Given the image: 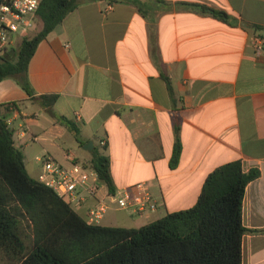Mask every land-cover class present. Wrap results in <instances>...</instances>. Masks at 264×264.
Returning a JSON list of instances; mask_svg holds the SVG:
<instances>
[{"label": "crops", "instance_id": "obj_1", "mask_svg": "<svg viewBox=\"0 0 264 264\" xmlns=\"http://www.w3.org/2000/svg\"><path fill=\"white\" fill-rule=\"evenodd\" d=\"M29 79L36 95L59 96L51 111L12 79L0 82V105L33 178L46 154L89 165L96 149L110 158L116 192L146 183L159 203L150 217L131 215L100 182L96 198L73 208L85 220L98 201L111 206L103 220L112 211V226L125 228L192 208L208 176L240 160L261 171L247 187L243 223L264 230V0H83L39 44ZM176 120L182 155L172 169ZM243 264H264V233L244 236Z\"/></svg>", "mask_w": 264, "mask_h": 264}, {"label": "trees", "instance_id": "obj_2", "mask_svg": "<svg viewBox=\"0 0 264 264\" xmlns=\"http://www.w3.org/2000/svg\"><path fill=\"white\" fill-rule=\"evenodd\" d=\"M82 3L83 0H42L38 11L42 29L0 56V82L13 79L32 100L51 111L59 96L36 95L29 79V64L39 44ZM186 5L220 21L231 20L223 11ZM170 93L174 99L171 86ZM11 105L15 104L6 108ZM65 124L79 140L77 125L72 121ZM174 131L172 169L182 155L177 120ZM14 134L0 105V255L16 264H243L244 236L264 233L248 229L243 223L247 187L261 177V171L252 168L246 172L240 160L215 169L192 208L167 214L139 228L94 225L29 174ZM87 166L111 194L116 193L108 155L95 149ZM24 222L32 230L31 247L25 242Z\"/></svg>", "mask_w": 264, "mask_h": 264}, {"label": "built area", "instance_id": "obj_3", "mask_svg": "<svg viewBox=\"0 0 264 264\" xmlns=\"http://www.w3.org/2000/svg\"><path fill=\"white\" fill-rule=\"evenodd\" d=\"M42 0H0V56L15 48L16 43L29 36L38 20ZM112 7H109L111 9ZM263 41L257 40V50ZM106 145V143H102ZM42 170L37 180L52 189L72 208L81 209L90 198L99 193L98 174L87 165L69 156V164L61 163L49 154L39 159ZM117 209L137 217H150L157 213L159 203L146 183H139L111 195ZM111 206L98 203L88 210L86 221L101 224Z\"/></svg>", "mask_w": 264, "mask_h": 264}, {"label": "rangeland", "instance_id": "obj_4", "mask_svg": "<svg viewBox=\"0 0 264 264\" xmlns=\"http://www.w3.org/2000/svg\"><path fill=\"white\" fill-rule=\"evenodd\" d=\"M41 29H42V22H41V20L40 19L39 20H36V24H35L32 32H31L30 36H34ZM19 44H20V42H17L15 47L17 48ZM7 121H8V119H7ZM112 215H114V213L112 211H110L109 214H108V216H107V218L105 220H102L103 225H111L112 226L114 224H117L116 222L114 223V221H112V219L109 220V217L112 218ZM136 220H137V222L136 223H133V226H135V227H138V226H140L141 224L144 223V220H139V219H136ZM118 224H120V223H118ZM22 228L24 229L25 242H26V244H27L28 247H31V245L33 243V234H32L31 227L28 225L27 222H24L22 224ZM0 264H16V263L13 262V261H10L8 258L0 255Z\"/></svg>", "mask_w": 264, "mask_h": 264}, {"label": "water", "instance_id": "obj_5", "mask_svg": "<svg viewBox=\"0 0 264 264\" xmlns=\"http://www.w3.org/2000/svg\"><path fill=\"white\" fill-rule=\"evenodd\" d=\"M93 148H94V144H93L92 142H89V143L85 146V149H86V150H89V151L93 150Z\"/></svg>", "mask_w": 264, "mask_h": 264}]
</instances>
